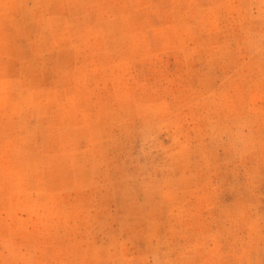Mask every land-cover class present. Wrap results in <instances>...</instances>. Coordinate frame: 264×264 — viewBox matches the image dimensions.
<instances>
[{
	"label": "rangeland",
	"instance_id": "rangeland-1",
	"mask_svg": "<svg viewBox=\"0 0 264 264\" xmlns=\"http://www.w3.org/2000/svg\"><path fill=\"white\" fill-rule=\"evenodd\" d=\"M0 264H264V0H0Z\"/></svg>",
	"mask_w": 264,
	"mask_h": 264
}]
</instances>
